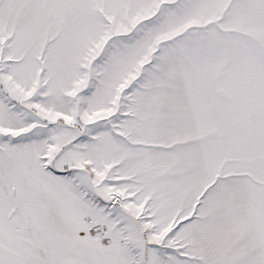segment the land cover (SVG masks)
Returning <instances> with one entry per match:
<instances>
[{"label": "snow or ice", "instance_id": "6c2138e0", "mask_svg": "<svg viewBox=\"0 0 264 264\" xmlns=\"http://www.w3.org/2000/svg\"><path fill=\"white\" fill-rule=\"evenodd\" d=\"M0 264H264V0H0Z\"/></svg>", "mask_w": 264, "mask_h": 264}]
</instances>
